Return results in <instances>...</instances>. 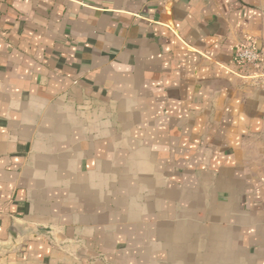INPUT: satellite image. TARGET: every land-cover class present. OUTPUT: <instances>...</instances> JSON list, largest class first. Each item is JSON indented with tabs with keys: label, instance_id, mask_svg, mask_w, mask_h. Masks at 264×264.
I'll list each match as a JSON object with an SVG mask.
<instances>
[{
	"label": "crops",
	"instance_id": "0c3cea01",
	"mask_svg": "<svg viewBox=\"0 0 264 264\" xmlns=\"http://www.w3.org/2000/svg\"><path fill=\"white\" fill-rule=\"evenodd\" d=\"M264 0H0V264H264Z\"/></svg>",
	"mask_w": 264,
	"mask_h": 264
},
{
	"label": "built area",
	"instance_id": "2783aa9c",
	"mask_svg": "<svg viewBox=\"0 0 264 264\" xmlns=\"http://www.w3.org/2000/svg\"><path fill=\"white\" fill-rule=\"evenodd\" d=\"M235 60L241 66H252L260 69L264 74V52L258 51L251 44H246L237 49Z\"/></svg>",
	"mask_w": 264,
	"mask_h": 264
}]
</instances>
